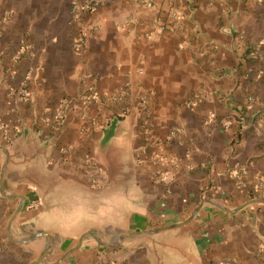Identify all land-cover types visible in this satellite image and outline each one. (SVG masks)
<instances>
[{"label": "crops", "instance_id": "obj_1", "mask_svg": "<svg viewBox=\"0 0 264 264\" xmlns=\"http://www.w3.org/2000/svg\"><path fill=\"white\" fill-rule=\"evenodd\" d=\"M74 1L0 0V264H264V0Z\"/></svg>", "mask_w": 264, "mask_h": 264}, {"label": "built area", "instance_id": "obj_2", "mask_svg": "<svg viewBox=\"0 0 264 264\" xmlns=\"http://www.w3.org/2000/svg\"><path fill=\"white\" fill-rule=\"evenodd\" d=\"M138 3L139 4L142 3V5L145 6L148 10H152L153 6H154L153 2L150 0H148L146 2H144L143 0H138ZM73 5H74L75 9L79 8L83 11H88V12H95L99 8L98 3L94 0H75ZM159 29L163 31V30H165V26L162 25V26H160ZM140 73H142V72L140 71ZM23 95L27 96V92H24ZM63 118H64L63 112H57L56 113L55 120L57 122L62 121Z\"/></svg>", "mask_w": 264, "mask_h": 264}, {"label": "water", "instance_id": "obj_3", "mask_svg": "<svg viewBox=\"0 0 264 264\" xmlns=\"http://www.w3.org/2000/svg\"><path fill=\"white\" fill-rule=\"evenodd\" d=\"M166 228H172V226L170 227H165V228H161V229H155V230H153V231H150L151 233H153V232H158V231H160V230H163V229H166ZM95 231H90V232H86V233H84L83 235H82V237L80 238V240H79V244H78V246H80L81 244H82V242H83V240L85 239V238H87V237H89V236H94L95 237V239H96V241L98 242V243H101L100 242V240L98 239V237H96V235H95ZM146 233H148V232H124V233H122V234H118L117 236H115V245L113 246V247H116V246H118L120 243H122L123 241H125L126 239H128V238H130V237H133V236H138V235H142V234H146ZM44 235H46V234H44Z\"/></svg>", "mask_w": 264, "mask_h": 264}, {"label": "rangeland", "instance_id": "obj_4", "mask_svg": "<svg viewBox=\"0 0 264 264\" xmlns=\"http://www.w3.org/2000/svg\"><path fill=\"white\" fill-rule=\"evenodd\" d=\"M85 211H83V209L79 208L78 210H73L72 212H70L69 216L62 214L59 215L61 216V218L65 219L66 221H72L73 223H76V220H80L78 218H80V216H82V214H84ZM54 217V215H53ZM57 217V216H56ZM115 236H117V234L115 233Z\"/></svg>", "mask_w": 264, "mask_h": 264}]
</instances>
